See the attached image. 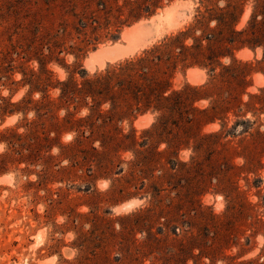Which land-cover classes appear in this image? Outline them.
Here are the masks:
<instances>
[{"label":"rangeland","instance_id":"1","mask_svg":"<svg viewBox=\"0 0 264 264\" xmlns=\"http://www.w3.org/2000/svg\"><path fill=\"white\" fill-rule=\"evenodd\" d=\"M128 1L0 0V264H264V0ZM177 37L168 102H59Z\"/></svg>","mask_w":264,"mask_h":264},{"label":"trees","instance_id":"2","mask_svg":"<svg viewBox=\"0 0 264 264\" xmlns=\"http://www.w3.org/2000/svg\"><path fill=\"white\" fill-rule=\"evenodd\" d=\"M127 3L131 5L129 16L138 20L143 16V13L145 16L152 14L157 8L158 0H135ZM262 38L264 39L263 35ZM178 42L179 37L169 40L165 44L147 51L141 58L126 62L104 75L85 80L81 87L63 83L59 102L69 104L70 102H87L90 100L93 103L92 106H99L101 104L99 102H110L112 109L117 111V115L131 112L133 107L136 111H140L141 102H144V107H149L150 102H168L171 94L167 95V81H158L152 73L155 66L170 63V61L177 59L178 55H174V49H179V55L189 50L186 47L176 48L175 45ZM193 50H198V57L204 56L201 49L193 48ZM174 95L178 94L174 93ZM93 112L96 113L97 117L101 116V113L95 109ZM94 113L90 117L88 116L86 120L95 116ZM199 113L203 114L205 111ZM75 122H83V120ZM157 128L155 125L154 130ZM157 155L160 154L156 153Z\"/></svg>","mask_w":264,"mask_h":264},{"label":"bare ground","instance_id":"3","mask_svg":"<svg viewBox=\"0 0 264 264\" xmlns=\"http://www.w3.org/2000/svg\"><path fill=\"white\" fill-rule=\"evenodd\" d=\"M155 19V18H154ZM164 19L165 20H167L168 19V15L167 16H165L164 17ZM150 20H153V18H151ZM152 22V21H151ZM140 27H142V25L140 26V25H136V26H133V27H131L130 29H127L126 31H125V33H123L124 35V37L125 36H130L131 34L132 35H134L135 36V34H133V33H135L137 30H140L141 28ZM148 28V27H147ZM142 30V29H141ZM131 37H133V36H131ZM128 38V37H127ZM126 38V39H127ZM110 47H106V49L107 50H105V49H101V50H99V51H97L98 53L96 54V55H94V57L93 58H98V56H102L103 55V53L104 54H106V55H103V57H109L111 54L113 55L114 54V56L113 57H115V55L117 56V55H119L120 54V52H121V49L120 48H118V46H116V47H114V46H112V48H114V49H109ZM109 49V50H108ZM105 51L106 52H108L109 54H107V53H105ZM124 52V51H123ZM118 53V54H117ZM122 54V53H121ZM92 55V54H91ZM91 55H90V58H91ZM93 58H91V59H93ZM101 58V57H100ZM99 58V59H100ZM109 58H111L112 59V57H109ZM109 58H107V59H109ZM98 59V60H99ZM102 59V58H101ZM114 59V58H113ZM93 60H95V59H93ZM92 60V61H93ZM91 61V60H90ZM96 61V60H95ZM94 62V61H93ZM133 205H135V203H132ZM130 205V204H129ZM127 206L128 208L127 209H129V208H131V206ZM132 205V206H133ZM134 207V206H133ZM126 208V207H125ZM124 208V209H125Z\"/></svg>","mask_w":264,"mask_h":264}]
</instances>
